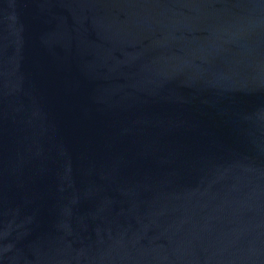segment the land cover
Listing matches in <instances>:
<instances>
[{"label":"water","instance_id":"1","mask_svg":"<svg viewBox=\"0 0 264 264\" xmlns=\"http://www.w3.org/2000/svg\"><path fill=\"white\" fill-rule=\"evenodd\" d=\"M0 264H264V0H0Z\"/></svg>","mask_w":264,"mask_h":264}]
</instances>
